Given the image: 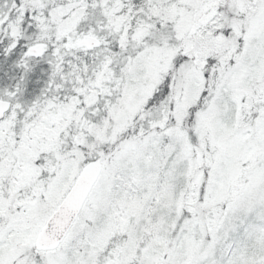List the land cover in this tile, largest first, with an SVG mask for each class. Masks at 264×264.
Wrapping results in <instances>:
<instances>
[{"label": "snow or ice", "instance_id": "obj_1", "mask_svg": "<svg viewBox=\"0 0 264 264\" xmlns=\"http://www.w3.org/2000/svg\"><path fill=\"white\" fill-rule=\"evenodd\" d=\"M0 264H264V0H0Z\"/></svg>", "mask_w": 264, "mask_h": 264}]
</instances>
